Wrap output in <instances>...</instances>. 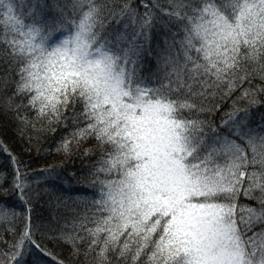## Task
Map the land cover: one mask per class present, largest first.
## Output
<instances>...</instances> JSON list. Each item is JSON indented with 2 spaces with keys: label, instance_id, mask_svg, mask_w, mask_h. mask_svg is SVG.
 Wrapping results in <instances>:
<instances>
[{
  "label": "snow or ice",
  "instance_id": "6c2138e0",
  "mask_svg": "<svg viewBox=\"0 0 264 264\" xmlns=\"http://www.w3.org/2000/svg\"><path fill=\"white\" fill-rule=\"evenodd\" d=\"M109 20L119 27L105 31ZM0 53L16 74L4 106L21 136L31 122L20 109L31 108L73 124L58 150L91 138L100 151L76 181L89 190L83 213L50 239L73 253L83 242L95 264H264V121L252 122L264 93L252 83L264 82V0H0ZM22 168L13 159L10 175L0 169V195L26 213L0 264H23L26 245L64 264L34 239L41 193ZM18 215L0 200V224Z\"/></svg>",
  "mask_w": 264,
  "mask_h": 264
},
{
  "label": "trees",
  "instance_id": "16d2710c",
  "mask_svg": "<svg viewBox=\"0 0 264 264\" xmlns=\"http://www.w3.org/2000/svg\"><path fill=\"white\" fill-rule=\"evenodd\" d=\"M110 6L115 7L119 0H107ZM119 25L109 20L105 31L117 29ZM60 34L53 38V43L60 39ZM155 60H146L145 67L141 74L150 76L156 72ZM16 74L10 70L9 65L5 63L3 53H0V81H7V86H0V144L4 146L0 149V169H3L9 175L13 169V159L23 165L22 171L28 174V181L31 187L41 193L39 198H33L31 202V219L36 230L34 239L48 252L56 255L64 261V264H95V253L86 251V244L78 242L76 248L78 253H73V248L69 244L62 243L60 240H52L55 233L62 230H70V225L78 214H82L85 205L83 201L90 199L87 195L88 189L81 187L76 183L77 180H83L82 173L96 162L100 155L94 139L81 140L78 143L73 140L69 151L66 153L63 149L58 150L65 137L74 130L71 122L66 127L60 124H49L46 118L37 119L35 110L21 108L20 114L25 116L31 124L24 128L23 135H20V129L23 127L17 120L14 112L6 110L5 96L11 95L14 91V81ZM253 85L264 87V82L254 78ZM243 87H248L245 83ZM240 88H237L233 95L221 104V111L213 115L212 119L219 123V117L225 111L230 110L233 100L240 95ZM257 100L260 106L253 109V124L257 121H264V93L257 94ZM16 103L20 102L17 98ZM23 103H27L24 98ZM240 104L246 106L245 101ZM77 111L80 105L76 106ZM35 125V128L32 125ZM82 126V125H81ZM85 150H90L89 155H84ZM13 159H10V156ZM72 174H75L73 178ZM10 207H14L19 213L14 222L9 224H0V248H8V243L20 235L24 227V213L20 202L14 195H8L6 198L0 195V200H5ZM14 227V231L9 232L8 227ZM23 255V264H46L43 258L48 256L30 248ZM111 264H124L123 261L109 257Z\"/></svg>",
  "mask_w": 264,
  "mask_h": 264
},
{
  "label": "rangeland",
  "instance_id": "374dc122",
  "mask_svg": "<svg viewBox=\"0 0 264 264\" xmlns=\"http://www.w3.org/2000/svg\"><path fill=\"white\" fill-rule=\"evenodd\" d=\"M44 260V262L46 263V264H52V261L50 260V259H48V258H43Z\"/></svg>",
  "mask_w": 264,
  "mask_h": 264
}]
</instances>
